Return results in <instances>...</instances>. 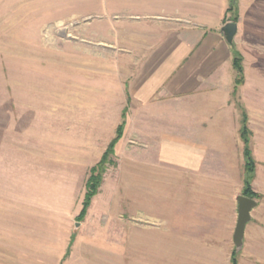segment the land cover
<instances>
[{"label": "rangeland", "instance_id": "rangeland-1", "mask_svg": "<svg viewBox=\"0 0 264 264\" xmlns=\"http://www.w3.org/2000/svg\"><path fill=\"white\" fill-rule=\"evenodd\" d=\"M144 13L122 0H0V264H232L238 218L232 188L242 194L245 164L242 182L225 180V195L209 196V214L217 210L219 221L208 229L175 228L169 209L187 199L192 217L200 216L201 197L170 195L168 179H138L140 159L150 161L155 149L139 146L127 110L91 113L95 104L120 107V93L90 99V84L105 96V82L111 75L120 81L130 61L125 55L137 59L141 47L124 28L144 23ZM245 41L243 52L233 44L260 151L251 181L261 195L252 239L264 235V36ZM238 86L234 99L249 121ZM121 123L99 190L80 218L91 169ZM238 251V264H264V245L243 243Z\"/></svg>", "mask_w": 264, "mask_h": 264}, {"label": "crops", "instance_id": "crops-1", "mask_svg": "<svg viewBox=\"0 0 264 264\" xmlns=\"http://www.w3.org/2000/svg\"><path fill=\"white\" fill-rule=\"evenodd\" d=\"M233 1L122 0L123 4L138 5L145 12L144 23L124 28L127 36L136 37L141 52L136 54L135 61L131 55H125L130 61L125 70L121 69L120 81L118 76L111 75L110 81L105 82V96L97 95L102 90L95 82L90 84V99L111 100L116 92L121 94L122 101L116 108L95 104L91 113L105 116L117 109L122 115L127 110V123H135L139 146L155 149L150 161L140 159L138 179H168L170 195L201 197L205 216L202 209V215L192 217L186 197L181 208L169 209L174 212L169 214V221L175 228L208 229L210 223L219 221L217 210L212 216L209 214V196L225 195V180L237 179L240 183L244 177L242 111L234 99V53L222 27L238 16L234 42L243 52L246 39L264 36V0H237L236 9H230ZM246 85L244 82L238 86L236 97L248 112V126L253 132L250 147L257 161L260 151L252 120L255 114L243 96ZM181 181L184 193L178 190ZM151 186L146 185L147 189ZM193 188L196 191L191 192ZM260 191L264 193V189ZM233 193L238 212L237 196L241 191L234 192L232 188V196ZM149 194L152 193L143 190V195ZM253 210L245 228L244 247L249 242L264 245V235L252 239L248 236L249 227L255 222Z\"/></svg>", "mask_w": 264, "mask_h": 264}, {"label": "trees", "instance_id": "trees-1", "mask_svg": "<svg viewBox=\"0 0 264 264\" xmlns=\"http://www.w3.org/2000/svg\"><path fill=\"white\" fill-rule=\"evenodd\" d=\"M237 7V1H233L232 5L230 6V9H236ZM238 20V16H235L233 18L234 22H237ZM230 46L233 48V53H234V57H233V64L234 67L236 68L237 71V76H236V87L240 84H242L244 82V78H243V67H242V56L240 55V53H238L235 49H234V44H230ZM243 118H242V127H241V136L244 140V155H245V168H246V177H245V187L244 190L242 192L243 195H246L248 197L257 199L259 197H261V195H259L257 192L253 191V189L251 188V181L254 177V171H255V165H256V161L253 157L252 154V150L250 147V130L248 128V120H247V116L245 114V112H243ZM123 124L121 123L118 126L117 129V134L115 136V138L111 141V143L109 144V146L107 147V150L105 151L102 159L98 162L97 165H95L94 167H92L91 169V174L90 177L88 178L87 181V191H86V195H85V199L83 202V209L82 212L80 214V218H83L91 204L92 198L97 194L100 184L102 182L103 179V171L106 169L107 166V159L109 154L114 153V148L116 143L118 142V140L120 139V137L122 136L123 133ZM238 253L239 251L235 248L233 250L232 253V257H231V263L232 264H238Z\"/></svg>", "mask_w": 264, "mask_h": 264}, {"label": "water", "instance_id": "water-1", "mask_svg": "<svg viewBox=\"0 0 264 264\" xmlns=\"http://www.w3.org/2000/svg\"><path fill=\"white\" fill-rule=\"evenodd\" d=\"M237 29H238L237 23L234 21H229L222 27L224 37L229 44H233L235 35L237 33ZM237 202H238V218L234 230L233 241L236 246V249L240 250L244 243L246 225L251 220L252 218L251 212L254 208L258 206V201L246 195L239 194L237 196Z\"/></svg>", "mask_w": 264, "mask_h": 264}]
</instances>
